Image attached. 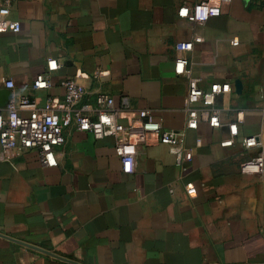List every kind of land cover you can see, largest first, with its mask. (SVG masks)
Here are the masks:
<instances>
[{"label":"crops","instance_id":"obj_1","mask_svg":"<svg viewBox=\"0 0 264 264\" xmlns=\"http://www.w3.org/2000/svg\"><path fill=\"white\" fill-rule=\"evenodd\" d=\"M203 1L221 14L203 25L178 17ZM10 18L20 31L0 33V110L8 91L38 108L61 102L60 83L74 79L87 105L98 93L116 108L127 98L125 118L146 111L183 131L193 157L177 166L150 138L124 174L114 138L69 127L55 167L41 166L36 150L0 160V264H264V170H240L256 158L264 164V0H20ZM197 38L185 57L202 90L229 86L215 101L219 128H185L175 45ZM40 75L48 88L33 87ZM231 124L237 136L222 145ZM251 137L259 146L244 148Z\"/></svg>","mask_w":264,"mask_h":264},{"label":"built area","instance_id":"obj_2","mask_svg":"<svg viewBox=\"0 0 264 264\" xmlns=\"http://www.w3.org/2000/svg\"><path fill=\"white\" fill-rule=\"evenodd\" d=\"M20 0H0V33H18L20 23L10 18L13 6ZM221 9L212 6L209 2H199L190 7H181L177 15L194 25H203L209 18L219 16ZM180 42L175 45L177 57L174 68L177 75H182L187 82V97L185 111L187 114L186 129L195 130L199 121L207 123L212 128L220 127V111L215 105L217 96L227 93V84H211L209 90L204 92L201 88V79L193 75L191 65L185 55L193 50L194 43ZM57 68L54 61H48V70ZM8 90L14 89V84L7 80L3 83ZM50 85L47 75H40L33 84L35 89H46ZM64 89L61 102L50 100L38 108L35 103L26 97L15 98L11 96L6 107L0 110V160H9L15 153L36 150L39 162L43 167H55V148L64 144L65 130L69 127L87 132L95 139L114 138V152L120 160L124 174L133 172L137 146L148 145L150 138L169 148L174 157L175 164L182 166L191 161L193 151L188 149L184 142V132L164 129L159 123L148 118V112L139 111L130 118L124 115L129 112L127 98H122L120 107L116 108L114 99L104 93L96 94L93 106L84 103L87 91L74 79L64 80L60 83ZM199 105L200 108H196ZM31 112L23 116V111ZM125 119L126 124L119 122ZM231 139L223 142L228 146L237 136L236 125H229ZM244 148L259 146L257 138L242 140ZM242 173L260 174L264 170L261 158L243 163L240 166ZM187 196L196 194L195 188L186 190Z\"/></svg>","mask_w":264,"mask_h":264},{"label":"water","instance_id":"obj_3","mask_svg":"<svg viewBox=\"0 0 264 264\" xmlns=\"http://www.w3.org/2000/svg\"><path fill=\"white\" fill-rule=\"evenodd\" d=\"M11 97V94L10 92L8 91V93L5 94V102L7 103V101L10 99Z\"/></svg>","mask_w":264,"mask_h":264}]
</instances>
